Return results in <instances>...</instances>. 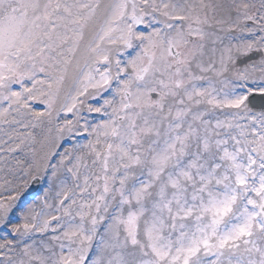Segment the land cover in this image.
Returning a JSON list of instances; mask_svg holds the SVG:
<instances>
[{
  "label": "snow or ice",
  "instance_id": "1",
  "mask_svg": "<svg viewBox=\"0 0 264 264\" xmlns=\"http://www.w3.org/2000/svg\"><path fill=\"white\" fill-rule=\"evenodd\" d=\"M101 8L0 0V124L50 123L62 96L59 111L76 117L0 196V228L16 237L0 243V264H264V0H111L100 17ZM84 107L107 119L81 126ZM79 127L95 137L87 154L66 148L53 164ZM62 169L89 198L74 212L60 180V215L29 206L14 223L30 183Z\"/></svg>",
  "mask_w": 264,
  "mask_h": 264
},
{
  "label": "rangeland",
  "instance_id": "2",
  "mask_svg": "<svg viewBox=\"0 0 264 264\" xmlns=\"http://www.w3.org/2000/svg\"><path fill=\"white\" fill-rule=\"evenodd\" d=\"M106 2V0H100V3H101V5H102V7H103V5H104V3ZM102 9V8H101ZM88 39H90V37L89 36H86V42H87V40ZM209 44H211V43H209ZM208 44V45H209ZM206 60L208 59V56L210 55V52H208V48L206 49ZM237 68H243V67H237ZM195 70V69H194ZM74 80H73V78H72V75L70 74L69 75V78L67 79V81H66V83H65V93L67 94L70 90H71V88H72V86L74 85ZM69 94H72V93H69ZM62 102H65V100H64V98H63V96L61 97V99L57 102V104L55 105V108H56V110H58V108H61L63 105H61V103ZM80 114H81V112H80ZM54 117H55V114H54ZM59 118H61V119H64L65 118V115H60L59 116ZM37 128H39L40 129V126L39 127H36V128H34V130H36ZM81 128V127H80ZM17 129H18V131H20V132H22V133H24V134H28V132H29V128H24V127H22L21 125H17ZM88 143L89 142H87V143H85V144H83V145H81L80 147H78V148H76V150H77V154H87V152H88V149H87V147H85L86 145H88ZM4 144V142H1L0 141V145H3ZM71 165H69V167H70ZM3 168H4V164H2V166L0 167V170H1V172H0V188L3 190V188H2V186L1 185H3L4 184V181H5V179H6V177H5V175L2 173V171H3ZM83 172H84V170L83 169H81V173H82V175H83ZM61 177H62V179H66L65 181L68 183L67 184V188H69L70 189V187H71V180H69V178H67L66 177V175H65V173H64V170L62 169L61 170ZM80 181H82V179L80 180ZM79 183H82V182H79ZM4 191V190H3ZM87 196V198L86 199H88L89 197H88V194L87 193H85L84 194V196ZM94 195V194H93ZM0 196H1V193H0ZM61 199V197L58 195V198H57V201H58V203H59V200ZM67 203L68 202H65V204L67 205ZM35 209H36V211H40L41 210V207H40V203H38V205L35 207ZM78 210V205L77 206H73V211L75 212V211H77ZM53 215H60V213L57 211V208L56 209H54L52 212H51ZM63 220L65 221V223H67V222H69V218L68 217H63ZM72 223H78L79 222V218L77 217V219L75 220V221H71ZM58 234V233H57ZM48 240V239H47ZM46 240V241H47ZM32 241H30L29 243H31Z\"/></svg>",
  "mask_w": 264,
  "mask_h": 264
},
{
  "label": "bare ground",
  "instance_id": "3",
  "mask_svg": "<svg viewBox=\"0 0 264 264\" xmlns=\"http://www.w3.org/2000/svg\"><path fill=\"white\" fill-rule=\"evenodd\" d=\"M213 3H218V4H220L219 3V1H215V2H213ZM223 4V3H222ZM78 88V84H75L72 88H71V92L73 93V95L75 94V91H76V89ZM93 138L95 139V137H94V135H93ZM44 142H45V140H44V138H41L40 140H39V147L42 145V144H44ZM22 174V173H21ZM20 174V175H21ZM19 179H14V181L12 182L11 181V184L8 186V189H9V191H12L13 189H14V187L16 186V183H17V181H18ZM49 204V203H48ZM19 224V223H18Z\"/></svg>",
  "mask_w": 264,
  "mask_h": 264
}]
</instances>
